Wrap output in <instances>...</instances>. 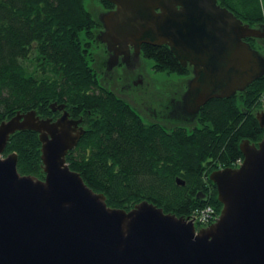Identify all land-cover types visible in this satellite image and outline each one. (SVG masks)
Here are the masks:
<instances>
[{"label":"water","instance_id":"obj_1","mask_svg":"<svg viewBox=\"0 0 264 264\" xmlns=\"http://www.w3.org/2000/svg\"><path fill=\"white\" fill-rule=\"evenodd\" d=\"M115 8L94 12L107 46V90L124 100L145 124L167 134L193 122L213 99H229L264 78V25L253 28L217 0H106ZM168 46L189 76L144 59L142 46ZM36 111L0 124V264H264V137L243 140L238 168L210 179L223 209L218 221L198 230L194 220L143 201L111 208L72 170L67 156L85 134L82 118ZM264 130V109L257 114ZM39 134L45 178L21 175L16 153L3 157L10 138ZM178 184L185 182L178 179Z\"/></svg>","mask_w":264,"mask_h":264},{"label":"trees","instance_id":"obj_2","mask_svg":"<svg viewBox=\"0 0 264 264\" xmlns=\"http://www.w3.org/2000/svg\"><path fill=\"white\" fill-rule=\"evenodd\" d=\"M101 1L109 11L115 8ZM217 1L245 24L264 25V0ZM98 27L86 0H0V124L33 110L57 119L60 112L50 106L65 105L86 131L67 162L106 196L109 207L129 211L148 201L178 217L192 218L209 206L220 215L223 205L210 175L238 166L243 140L262 141L257 111L264 78L234 97L209 101L193 130L167 134L101 85L92 66ZM143 54L160 65L153 67L157 73L190 74L168 46L144 45ZM41 148L38 133L18 132L4 156L16 153L21 175L44 179Z\"/></svg>","mask_w":264,"mask_h":264},{"label":"rangeland","instance_id":"obj_3","mask_svg":"<svg viewBox=\"0 0 264 264\" xmlns=\"http://www.w3.org/2000/svg\"><path fill=\"white\" fill-rule=\"evenodd\" d=\"M86 8L91 13V15L95 19V21H97V23L100 25V27H98L97 34L101 33L103 31V25H102L101 22L98 21V19H97V17H96L94 12H96V11H109L108 7L101 0H86ZM256 28H261V27H256ZM252 40H253L252 44L257 49V51L264 54V43L261 42L259 39H252ZM107 56H108V49H107L106 45L103 44L98 39L96 41V43L94 44L93 48H92V57H93L92 66H93V68L95 69V71H96V73L98 75V78H99V81H100L101 85L103 87H105V88H106L105 71H106V68H107V63H106ZM151 71H154V69L151 68ZM154 74L156 75L158 73L155 71ZM161 74H163V73H161ZM190 74H191V71H190ZM171 75L172 74H168L167 73L168 79H171ZM189 75H187V76H189ZM263 103H264V101L262 102L261 108L257 111V114L259 112L263 111V109H264ZM198 126H199L198 122L195 119L191 123H183V122H181L180 124L175 126V128L183 127V128H186L187 130L191 131V130H193L194 128H196ZM3 157H6V156L3 155ZM39 179H43V178H39Z\"/></svg>","mask_w":264,"mask_h":264},{"label":"built area","instance_id":"obj_4","mask_svg":"<svg viewBox=\"0 0 264 264\" xmlns=\"http://www.w3.org/2000/svg\"><path fill=\"white\" fill-rule=\"evenodd\" d=\"M242 163V160L238 162V165ZM193 219L195 223L198 224L202 228L209 227L212 224H215L218 219L219 215L215 208L209 206L205 209L198 211L194 216Z\"/></svg>","mask_w":264,"mask_h":264},{"label":"flooded vegetation","instance_id":"obj_5","mask_svg":"<svg viewBox=\"0 0 264 264\" xmlns=\"http://www.w3.org/2000/svg\"><path fill=\"white\" fill-rule=\"evenodd\" d=\"M249 40V39H248ZM250 40H252V39H250ZM107 47V46H106ZM141 51L143 52V46H142V49H141ZM61 115V114H60Z\"/></svg>","mask_w":264,"mask_h":264}]
</instances>
